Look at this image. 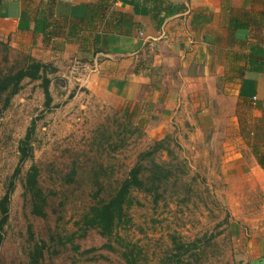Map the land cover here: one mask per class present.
<instances>
[{
  "label": "rangeland",
  "instance_id": "rangeland-1",
  "mask_svg": "<svg viewBox=\"0 0 264 264\" xmlns=\"http://www.w3.org/2000/svg\"><path fill=\"white\" fill-rule=\"evenodd\" d=\"M24 62L25 56L0 41V77ZM46 76L55 78L49 71ZM38 83L23 78L4 106L0 93V197L11 182L6 211L0 213V264H28L34 242L44 244L35 264H125L116 237L133 246L136 264L172 262L177 253L183 264H232L236 238L247 227L235 217L258 210L259 204L235 168L220 170L221 164L238 162L223 160L221 141L196 136L187 125H172L160 138H149L143 119L124 107L74 96V88L59 95L49 81L51 97L44 104ZM30 123L29 155L19 160L18 142ZM157 140L161 148L138 158ZM149 158L164 174L154 202L152 194L132 189L128 220L111 235L87 228L73 237L76 248L64 240L68 232L79 231L73 221L89 204L107 198L135 161L148 167ZM30 164L37 167L36 186L45 197L42 216L30 212L21 186ZM105 242L114 249L102 247Z\"/></svg>",
  "mask_w": 264,
  "mask_h": 264
},
{
  "label": "crops",
  "instance_id": "crops-1",
  "mask_svg": "<svg viewBox=\"0 0 264 264\" xmlns=\"http://www.w3.org/2000/svg\"><path fill=\"white\" fill-rule=\"evenodd\" d=\"M258 10L264 0H0V41L48 64L59 95L74 88L134 112L149 138L187 125L221 141L223 160L238 162L220 170L235 168L259 204L235 217L247 227L232 264H264V166L254 156L263 153L264 72L242 69L253 31L229 29L233 15ZM72 59L91 68L72 76Z\"/></svg>",
  "mask_w": 264,
  "mask_h": 264
},
{
  "label": "trees",
  "instance_id": "trees-1",
  "mask_svg": "<svg viewBox=\"0 0 264 264\" xmlns=\"http://www.w3.org/2000/svg\"><path fill=\"white\" fill-rule=\"evenodd\" d=\"M236 28H249L253 31L252 35L255 38L253 42H250L247 46V51L244 54V66L242 69L248 71L264 72V38L259 32L264 28V10H258L255 13L239 12V14L233 15L229 22V29L234 30ZM50 70L48 64L36 61L28 56H25L24 64L15 69L13 72L7 73L0 77V93L2 92V106H4L9 96L14 94L20 87V81L23 78L39 79V87L41 88L44 104H47L49 97L47 93L48 77L46 72ZM253 124L254 130L260 129V118H254ZM32 130V123L27 127L23 137L18 142L19 160L25 159L29 155V138ZM253 136H257V132L253 133ZM154 148L152 150L140 152L138 158H143L144 155H148L150 152L161 148L157 141L153 143ZM263 149L262 154H254L256 162L260 166H264V142L261 143ZM17 169L14 170L13 175ZM148 170L149 175H141L143 171ZM162 165L154 162L151 158L148 159V167H144L139 162H134L133 165L127 170L126 175L119 181L115 189L105 199L99 198L94 203L89 204L86 209L80 214V217L73 221L77 230L70 231L63 236L64 240L72 244L73 248L76 245L72 243L73 237L82 236L87 228H94L101 236L108 237L112 234L117 225L125 224L128 220L125 209L129 205L135 203L134 198L130 195V190L136 189L148 194H152V202L155 201L157 196L156 188L160 178L164 177L161 173ZM143 174V173H142ZM37 167L30 164L23 174V180L21 183L23 192L27 193L30 200V212L39 216L43 215L42 208L45 204V197L41 193L40 189L36 186ZM146 180L148 183L144 182ZM11 188V182H9L7 190L0 197V213L3 214L6 211L7 197ZM118 238V239H117ZM116 244L121 247L119 251L120 257L125 264H136L132 255L133 246L127 241L116 237ZM181 244V243H180ZM102 247L109 250L114 248L107 242L101 244ZM44 248L43 242H34L31 251L28 255V264H35L42 256V250ZM178 247H176L177 249ZM86 251V250H85ZM84 251V252H85ZM163 264H183L182 259L178 257V253L175 254V259L172 262H166Z\"/></svg>",
  "mask_w": 264,
  "mask_h": 264
},
{
  "label": "built area",
  "instance_id": "built-area-1",
  "mask_svg": "<svg viewBox=\"0 0 264 264\" xmlns=\"http://www.w3.org/2000/svg\"><path fill=\"white\" fill-rule=\"evenodd\" d=\"M90 68L91 66L87 62L72 59L69 62L68 73L72 76L77 77V76H81L84 72H86Z\"/></svg>",
  "mask_w": 264,
  "mask_h": 264
}]
</instances>
